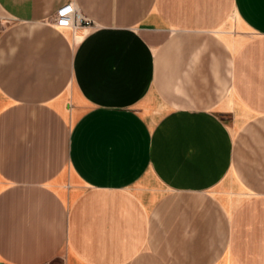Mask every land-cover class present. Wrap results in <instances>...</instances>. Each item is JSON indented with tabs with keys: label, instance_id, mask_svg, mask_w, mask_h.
<instances>
[{
	"label": "crops",
	"instance_id": "0c3cea01",
	"mask_svg": "<svg viewBox=\"0 0 264 264\" xmlns=\"http://www.w3.org/2000/svg\"><path fill=\"white\" fill-rule=\"evenodd\" d=\"M58 257L264 264V0H0V263Z\"/></svg>",
	"mask_w": 264,
	"mask_h": 264
},
{
	"label": "built area",
	"instance_id": "2783aa9c",
	"mask_svg": "<svg viewBox=\"0 0 264 264\" xmlns=\"http://www.w3.org/2000/svg\"><path fill=\"white\" fill-rule=\"evenodd\" d=\"M88 19L72 3H66L61 7L55 16V23L61 27H72L78 29L87 24Z\"/></svg>",
	"mask_w": 264,
	"mask_h": 264
},
{
	"label": "rangeland",
	"instance_id": "374dc122",
	"mask_svg": "<svg viewBox=\"0 0 264 264\" xmlns=\"http://www.w3.org/2000/svg\"><path fill=\"white\" fill-rule=\"evenodd\" d=\"M5 20V19H4ZM1 264V263H0ZM47 264H63V259L58 257Z\"/></svg>",
	"mask_w": 264,
	"mask_h": 264
}]
</instances>
